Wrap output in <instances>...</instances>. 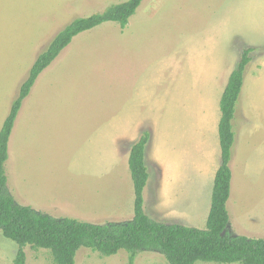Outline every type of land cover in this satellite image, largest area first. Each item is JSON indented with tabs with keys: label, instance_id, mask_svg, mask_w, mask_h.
<instances>
[{
	"label": "rangeland",
	"instance_id": "rangeland-1",
	"mask_svg": "<svg viewBox=\"0 0 264 264\" xmlns=\"http://www.w3.org/2000/svg\"><path fill=\"white\" fill-rule=\"evenodd\" d=\"M125 1L0 0V128L53 36L77 17ZM249 47L227 230L264 239V0H143L125 28L107 22L75 36L39 75L17 116L5 164L15 202L57 219L131 220L128 159L149 131L145 213L205 229L221 162L220 98ZM18 248L0 230V264H13ZM24 250L26 264H56L48 249ZM76 264H129V252L107 256L81 247ZM133 264L169 262L142 250Z\"/></svg>",
	"mask_w": 264,
	"mask_h": 264
},
{
	"label": "trees",
	"instance_id": "trees-1",
	"mask_svg": "<svg viewBox=\"0 0 264 264\" xmlns=\"http://www.w3.org/2000/svg\"><path fill=\"white\" fill-rule=\"evenodd\" d=\"M142 1L112 4L102 12L72 20L39 53L27 78L20 84L0 128V230L4 237L19 245L13 264H26L24 247L27 245L50 250L56 264H76V255L81 247L107 256L124 249L129 252V264L134 263L137 253L142 250L161 252L169 264H196L199 260L219 264H264L263 238L233 236L227 230L230 224L227 202L233 177L230 163L235 143L234 120L246 70L252 60V47L242 51L220 98L218 135L221 162L214 177L205 229L161 223L145 213L144 191L149 179L145 153L150 140L149 131H144L130 150L128 165L134 186V216L129 221L94 224L72 217L57 219L30 206L17 204L7 187L5 164L9 159L10 138L23 102L39 75L78 34L107 22H116L125 28Z\"/></svg>",
	"mask_w": 264,
	"mask_h": 264
},
{
	"label": "crops",
	"instance_id": "crops-1",
	"mask_svg": "<svg viewBox=\"0 0 264 264\" xmlns=\"http://www.w3.org/2000/svg\"><path fill=\"white\" fill-rule=\"evenodd\" d=\"M249 132H250V131H249ZM259 133H260V136H262V133L264 134V127H263V126H262V128H259ZM263 143H264V141H263ZM243 146H244V143L241 144L240 149L238 148L239 156H241V154H242ZM236 151H237V150H236ZM237 161H238V159H237ZM216 171H217V170H216ZM234 176H235V172L233 171V179H232V180H234ZM232 186H233V181H232L231 189H232ZM208 214H209V213H208Z\"/></svg>",
	"mask_w": 264,
	"mask_h": 264
}]
</instances>
